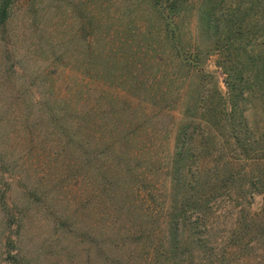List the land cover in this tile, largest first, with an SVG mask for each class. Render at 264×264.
I'll return each mask as SVG.
<instances>
[{
	"label": "rangeland",
	"instance_id": "rangeland-1",
	"mask_svg": "<svg viewBox=\"0 0 264 264\" xmlns=\"http://www.w3.org/2000/svg\"><path fill=\"white\" fill-rule=\"evenodd\" d=\"M259 2L0 0V264H163L152 251L188 201L208 203L214 250L195 264H256L262 230L235 229L264 205V66L236 119L249 160L202 16Z\"/></svg>",
	"mask_w": 264,
	"mask_h": 264
},
{
	"label": "trees",
	"instance_id": "trees-1",
	"mask_svg": "<svg viewBox=\"0 0 264 264\" xmlns=\"http://www.w3.org/2000/svg\"><path fill=\"white\" fill-rule=\"evenodd\" d=\"M210 1L212 3V0ZM213 1L215 2V0ZM262 2L263 0L256 5L257 13H259V7L261 8V12H264V7L261 6L264 3ZM178 3L179 0H169L170 9L176 10ZM220 5L219 8H221L222 14L220 20H213L212 15L216 14V7L215 9L211 8L209 9L211 10L209 13H204L202 16V27L208 30L215 29V32L218 33L215 41V52H217L219 57L217 64L225 76V84L228 88L226 109L223 112L227 117L232 119L231 129L234 134V141L242 154L247 156L249 160H256L258 157H255L256 151L252 149L253 144H250L249 139L243 137V133L239 131L240 127L239 124L237 125L236 119H244L242 101L245 94L248 91H253L254 87L261 80V73L257 72L256 68L259 64H263L264 66V53H256L253 46H255L254 41L259 36L263 37L264 40V24L260 27L261 35L255 36L254 32L257 25H254L250 21V17L255 16L257 14L256 11L254 14L247 13L242 16L243 18L236 19L237 15L242 14L240 7L235 10V13L232 10L231 14H226V8L225 10L222 9L224 4ZM228 11L230 10L228 9ZM246 17L249 19L246 20ZM242 51L245 54L243 58L240 56ZM259 151H262L259 159L264 161V147ZM207 207L208 203L202 205L199 201L182 203L181 210L184 208V213L179 216L170 217L169 237L164 236V243L162 242V245H158L153 249L152 259L154 260L152 261L162 262L163 264H195V255H204L209 248V250L214 251L207 241V238H209L206 225V221H208ZM189 209L192 210L190 214ZM192 213H196L195 218ZM245 227L249 229L260 228L262 234H264V205L259 212L244 215V220L235 229L238 241L243 244H245L246 239L242 235L244 233L241 231ZM187 229L191 231L190 240L186 237ZM226 257L224 255V260L219 264H226ZM256 264H264V250L263 256L256 261Z\"/></svg>",
	"mask_w": 264,
	"mask_h": 264
}]
</instances>
